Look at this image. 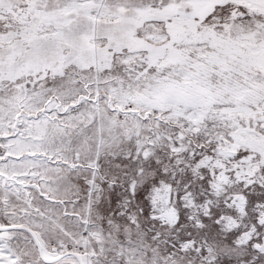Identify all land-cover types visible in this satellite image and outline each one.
<instances>
[{"label":"snow or ice","instance_id":"1","mask_svg":"<svg viewBox=\"0 0 264 264\" xmlns=\"http://www.w3.org/2000/svg\"><path fill=\"white\" fill-rule=\"evenodd\" d=\"M0 264H264V0H0Z\"/></svg>","mask_w":264,"mask_h":264}]
</instances>
